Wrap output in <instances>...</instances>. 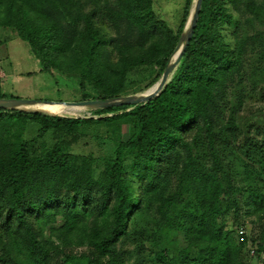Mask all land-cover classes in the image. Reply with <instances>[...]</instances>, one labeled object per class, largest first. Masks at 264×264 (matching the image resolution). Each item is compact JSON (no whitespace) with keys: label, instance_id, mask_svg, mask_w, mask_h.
<instances>
[{"label":"trees","instance_id":"16d2710c","mask_svg":"<svg viewBox=\"0 0 264 264\" xmlns=\"http://www.w3.org/2000/svg\"><path fill=\"white\" fill-rule=\"evenodd\" d=\"M187 14L174 30L154 0H0V27L15 29L44 71L79 78L82 100L155 84ZM255 103L264 0H203L172 80L145 105L98 119L75 118L85 107L0 110V264H248L241 212L264 217V107L243 112ZM119 108L130 107L96 112ZM97 124V152L79 151V131ZM252 240L264 259V228Z\"/></svg>","mask_w":264,"mask_h":264},{"label":"rangeland","instance_id":"374dc122","mask_svg":"<svg viewBox=\"0 0 264 264\" xmlns=\"http://www.w3.org/2000/svg\"><path fill=\"white\" fill-rule=\"evenodd\" d=\"M154 0V10L158 15L165 20L168 25L174 30H178L183 19L184 12L188 6V14L190 13L191 0ZM189 4V5H188ZM247 33L251 34L253 29L248 26ZM154 84L148 89L152 88ZM138 91L135 93L145 92ZM0 94L7 97L15 98H33L46 99L55 101H80L82 96V88L79 78L75 76H67L57 70L46 72L43 70L39 60L33 54L30 45L22 40L15 29L9 27H0ZM133 94V93H132ZM264 104L255 103L248 105V111L244 110L245 114L257 112ZM58 112L65 113L70 116H77L78 112L73 107L57 106ZM90 110V109H89ZM132 108L111 111L108 113H98L96 110H90L91 114L87 117H75L84 119H98L116 114L131 111ZM65 117V116H63ZM39 125H31L28 131V136L34 137L37 135ZM106 128L105 125H88L86 130H80L78 144L82 152L95 151L99 148L100 141H96V135ZM128 130V126H124ZM51 140L56 139V135L50 137ZM234 217L228 215L221 219V223L225 229L233 228ZM240 222H245L242 225L245 227L248 244L243 250L242 257L248 264H264V259L258 255L257 243L252 239L257 240L264 228V217L257 214H249L245 209L241 212ZM241 227V226H240ZM237 239L241 242L239 233ZM259 241V240H258ZM183 244V239L181 240Z\"/></svg>","mask_w":264,"mask_h":264},{"label":"water","instance_id":"95a60500","mask_svg":"<svg viewBox=\"0 0 264 264\" xmlns=\"http://www.w3.org/2000/svg\"><path fill=\"white\" fill-rule=\"evenodd\" d=\"M202 5L203 0H191L190 13L177 46L170 56L161 78L154 84L151 91L148 92V90H150L148 89L145 92L133 93L125 96L80 101H55L33 98L0 97V110L59 117L61 115L55 114L50 110L45 109L43 106L64 104L82 106L90 110H102L113 107L129 106L130 108H134L136 106L145 105L151 100L157 98L172 80L195 34Z\"/></svg>","mask_w":264,"mask_h":264},{"label":"bare ground","instance_id":"6f19581e","mask_svg":"<svg viewBox=\"0 0 264 264\" xmlns=\"http://www.w3.org/2000/svg\"><path fill=\"white\" fill-rule=\"evenodd\" d=\"M61 106V107H82V106H72V105H64V104H57V105H45L44 108L52 111L54 107Z\"/></svg>","mask_w":264,"mask_h":264},{"label":"built area","instance_id":"2783aa9c","mask_svg":"<svg viewBox=\"0 0 264 264\" xmlns=\"http://www.w3.org/2000/svg\"><path fill=\"white\" fill-rule=\"evenodd\" d=\"M238 233H239V236L243 238V236H245L246 234L245 227L241 226Z\"/></svg>","mask_w":264,"mask_h":264}]
</instances>
